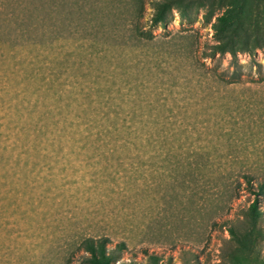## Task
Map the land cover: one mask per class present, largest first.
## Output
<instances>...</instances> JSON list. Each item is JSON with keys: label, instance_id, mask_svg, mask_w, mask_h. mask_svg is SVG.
<instances>
[{"label": "rangeland", "instance_id": "obj_1", "mask_svg": "<svg viewBox=\"0 0 264 264\" xmlns=\"http://www.w3.org/2000/svg\"><path fill=\"white\" fill-rule=\"evenodd\" d=\"M19 1L46 33L0 48V130L39 124L0 145V264H89L106 237L118 264H233L229 228L264 213V48L209 55L206 7Z\"/></svg>", "mask_w": 264, "mask_h": 264}, {"label": "trees", "instance_id": "obj_2", "mask_svg": "<svg viewBox=\"0 0 264 264\" xmlns=\"http://www.w3.org/2000/svg\"><path fill=\"white\" fill-rule=\"evenodd\" d=\"M137 1L141 3L144 0ZM152 3L155 7L152 24L166 22L174 9L180 10L183 15L196 6L208 8L211 14L221 10L213 25L217 41L211 44V56L229 52L236 58L240 52L254 55L258 49L264 48V0H152ZM22 4L19 0H0V48L7 45L8 54L12 57L16 56L20 46L41 43L46 33L41 25L44 15L33 13L31 9L21 13L18 8ZM10 6L13 8L8 10ZM0 55H5L4 50ZM27 125L35 129L39 124L29 122L0 130V145L10 137V130L22 131ZM43 129L48 130L46 124L39 126V130L44 132ZM259 191L264 193L263 184H260ZM263 214L259 203L254 199L244 213L242 224L229 228L234 241L230 254L233 264H263L259 251L260 240L264 237ZM84 245L88 251L86 259L89 264H118V253L126 247L125 242H121L115 248H110L107 237L87 239ZM149 258L152 264L169 263L154 253H149Z\"/></svg>", "mask_w": 264, "mask_h": 264}]
</instances>
